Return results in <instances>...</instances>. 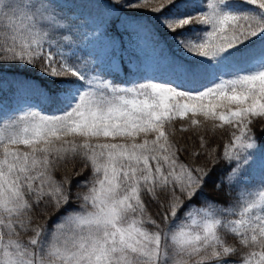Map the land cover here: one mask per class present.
<instances>
[{
  "label": "snow or ice",
  "instance_id": "snow-or-ice-1",
  "mask_svg": "<svg viewBox=\"0 0 264 264\" xmlns=\"http://www.w3.org/2000/svg\"><path fill=\"white\" fill-rule=\"evenodd\" d=\"M0 87V264H264V0H0Z\"/></svg>",
  "mask_w": 264,
  "mask_h": 264
},
{
  "label": "trees",
  "instance_id": "trees-1",
  "mask_svg": "<svg viewBox=\"0 0 264 264\" xmlns=\"http://www.w3.org/2000/svg\"><path fill=\"white\" fill-rule=\"evenodd\" d=\"M181 30V29H180ZM179 30V31H180ZM169 42V45L171 46L172 45V41H168ZM30 77H32L33 79L37 78V75L38 74H33V73H30L28 74ZM179 126L177 125V128ZM201 133L203 135H205L206 138H212L215 136L216 139L220 140L222 139L221 135L219 134L220 133V130L219 129H212L211 127H201ZM177 137L178 138H184V137H188V136H191L192 135V132L189 130V131H186V132H183V133H180L179 131H177Z\"/></svg>",
  "mask_w": 264,
  "mask_h": 264
},
{
  "label": "rangeland",
  "instance_id": "rangeland-1",
  "mask_svg": "<svg viewBox=\"0 0 264 264\" xmlns=\"http://www.w3.org/2000/svg\"><path fill=\"white\" fill-rule=\"evenodd\" d=\"M180 29H177V31H179ZM174 48V46H173ZM11 97V96H10ZM25 103H31L34 104L37 110H46V107L44 105H41L40 103L36 102V101H25L24 99L20 100V102L16 103L13 106H7L5 105L2 101L0 102V108H16V107H20L23 106ZM50 114V113H49Z\"/></svg>",
  "mask_w": 264,
  "mask_h": 264
}]
</instances>
